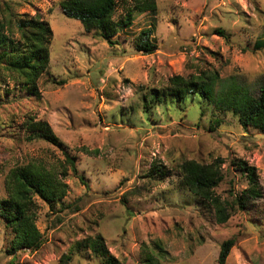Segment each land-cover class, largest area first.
I'll return each instance as SVG.
<instances>
[{
  "label": "rangeland",
  "instance_id": "obj_1",
  "mask_svg": "<svg viewBox=\"0 0 264 264\" xmlns=\"http://www.w3.org/2000/svg\"><path fill=\"white\" fill-rule=\"evenodd\" d=\"M61 1L0 0L16 13L39 14L53 31L40 96L0 81V198L13 168L68 170L62 203L36 197L40 249L11 254L13 232L0 217V264H61L64 253L96 235L127 264H145L147 257L152 264H219L221 245L230 238L236 241L226 264H264V132L243 128L232 112L217 111L199 93L182 101H152L151 94L167 89L174 75L201 70L219 72L217 90L226 79L253 89L264 85V0H157L154 12L136 14L119 30L114 45L68 18ZM125 9L118 0L115 18ZM150 26L157 48L148 54L135 43ZM30 116L49 122L63 145L29 141L24 122ZM65 152L76 158L78 175ZM215 157L224 159L216 189L224 200L233 202L249 185L238 161L259 175L261 196L244 208L235 204L225 223L177 172L185 160ZM154 162L170 174L151 178ZM69 264L101 263L83 248Z\"/></svg>",
  "mask_w": 264,
  "mask_h": 264
},
{
  "label": "trees",
  "instance_id": "obj_2",
  "mask_svg": "<svg viewBox=\"0 0 264 264\" xmlns=\"http://www.w3.org/2000/svg\"><path fill=\"white\" fill-rule=\"evenodd\" d=\"M125 3V14L119 19L115 18L118 0H62L60 4L68 18L80 21L87 31H99L108 43L114 45L117 41L113 37L119 30L129 28L136 14L154 12L157 9V0H125ZM216 32L228 38L223 29H217ZM153 34L154 27L143 29L136 37V48L148 54L154 52L157 45ZM52 36L51 26L39 14L16 13L9 3L3 4L0 7V81L9 79L36 97L40 96L38 81L49 66ZM219 75L218 71L205 70L189 76L174 75L169 79L167 89L151 93L154 95L152 101H163L168 97L182 101L199 93L217 111L232 112L243 128H255L264 132V85L253 89L234 79H226V85L217 90L215 85L221 81ZM145 105L150 108L151 102H146ZM24 129L29 141L42 139L58 146L63 145L47 121L30 116L24 122ZM80 150L91 153L86 147ZM65 160L78 175L76 158L65 152ZM223 164V158L215 157L207 163L188 159L177 166V172L187 190L213 208L219 223L230 219L235 204L244 208L250 200L261 196L256 167L240 160L236 164L247 174L249 185L233 202L222 199L216 189L224 180ZM67 172L66 166L59 172L30 164L13 168L6 175V197L0 198V217L13 232L11 254L22 249L34 251L42 247L44 238L36 223V197L50 205L61 202L68 194V184L65 181ZM150 172L151 178L162 180L171 171L154 162ZM79 178L86 184L84 176L80 175ZM235 241L230 238L222 243L219 264H226ZM156 247L158 250L162 248L158 244ZM83 248L99 259L101 264H127L111 253L101 235L88 237L77 243L76 248L61 256L60 263L69 264ZM152 261L147 257L145 264H152Z\"/></svg>",
  "mask_w": 264,
  "mask_h": 264
}]
</instances>
